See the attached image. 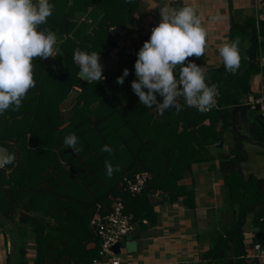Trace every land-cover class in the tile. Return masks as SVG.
<instances>
[{
	"label": "trees",
	"instance_id": "trees-1",
	"mask_svg": "<svg viewBox=\"0 0 264 264\" xmlns=\"http://www.w3.org/2000/svg\"><path fill=\"white\" fill-rule=\"evenodd\" d=\"M49 3L54 5L52 15L38 30L49 29L56 34L54 51L63 57V67L57 69L48 60L34 58L36 86L22 99L18 111L10 108L0 115V148L16 156L14 163L0 169V213L18 227L14 263L94 264L100 256V240L91 219L98 204L105 206L107 213L113 200L122 199L126 212L134 214V222L143 221L155 215L148 200L152 189L163 191L173 202L190 204L184 198L193 194L179 181L191 175L198 165L209 164V172L219 174L228 190V203L235 208L236 219L219 232V242L209 255L214 253L221 260L229 255V242L237 241L231 254L239 258L237 264H248L243 257L254 254L253 245H264V179L243 174L247 160L244 144L254 141L264 147V127L251 120L250 139L238 140L236 134L235 146L228 154L215 145L232 131V108L251 92L249 76L256 68L257 48L243 73L246 62L239 65L235 74L226 71L225 66L212 67L208 85L215 84L221 90L219 109L200 112L180 102L183 110H166L160 116L156 109L142 105L131 87L137 80V53L150 38L141 37L126 52H118V29L127 26L140 0ZM94 6L104 15L78 38L76 18ZM253 25L248 24L247 31ZM260 32L264 34V21ZM77 48L89 54L100 53V62L109 65L103 69V80L89 82L79 76V66L73 60ZM205 58L204 53L189 57L185 63L201 65ZM125 68L129 75L123 85H118L116 80ZM157 100L162 102L163 97L157 94ZM72 133L78 137L77 147L82 149L78 154L64 144L65 137ZM104 145L112 147L111 155L102 151ZM106 160L120 169L110 178ZM140 172L152 174L142 192L132 194L125 190L127 179ZM21 208L25 211L19 212ZM250 211H255L254 223L261 227V235L251 245L244 242L242 228ZM2 225L7 227L0 220V228ZM8 227V232L4 231L9 243V264L14 229Z\"/></svg>",
	"mask_w": 264,
	"mask_h": 264
},
{
	"label": "crops",
	"instance_id": "crops-1",
	"mask_svg": "<svg viewBox=\"0 0 264 264\" xmlns=\"http://www.w3.org/2000/svg\"><path fill=\"white\" fill-rule=\"evenodd\" d=\"M188 5L196 8L207 31L206 58L205 62L199 66L209 79L212 78L210 73L212 67L225 66L219 54V48L226 43L231 44L238 39L240 65L244 62L247 64L249 33L253 26H258L259 45L254 59L256 68L249 76L251 92L243 96L242 102L245 99L255 98L259 93H264V34L260 32V25L264 21V0H154L153 3H149V0H140V5L134 11L127 26L118 29L120 44L118 52H126L127 47L139 41L141 37L150 38L151 33L147 34L143 30L153 16H156L153 22L154 27L159 25L162 20L161 8L167 6L171 12ZM103 15V10L97 6L87 12H81L76 18L79 23L75 35L78 38L83 37ZM248 24H254L249 31H247ZM130 27H132L131 30ZM141 31L143 32L140 33ZM243 118L240 114L237 119L238 131L249 134V121L247 124ZM236 134L233 129L227 133L226 138L223 139V147L227 142L229 149L234 147ZM247 142L253 148L252 152L256 156L257 163L251 165V151L245 148L247 160L243 163V174L246 177L255 175L264 179V147L254 141ZM216 148L220 147L216 146ZM208 167L209 164L198 165L193 168L191 175L179 181V184L186 185L193 194L184 198L190 201V204H185L181 200L173 202L166 197V193V200L158 202L157 199L152 200L150 193L148 200L154 207L155 215L143 221L139 219L134 222L131 234L139 236L137 250L129 251L126 246L123 247L121 252L123 254H120L122 264H224L225 262L237 264L235 261L239 258L231 254L237 241L229 242L228 245L231 247L229 255H224L221 260H217L214 253L209 255L212 247L219 242V232L233 225L236 219L233 214L235 208L228 203L227 188L223 186L219 174L209 172ZM245 167L250 169L246 171ZM222 205L224 207H221ZM254 214L255 211L248 212L242 227L244 242L246 241L249 245L258 240L261 235V227L254 223ZM1 228L0 264H8L9 243L6 240L5 229ZM243 258L248 264H263L251 253ZM94 264H111V261L105 257Z\"/></svg>",
	"mask_w": 264,
	"mask_h": 264
},
{
	"label": "clouds",
	"instance_id": "clouds-1",
	"mask_svg": "<svg viewBox=\"0 0 264 264\" xmlns=\"http://www.w3.org/2000/svg\"><path fill=\"white\" fill-rule=\"evenodd\" d=\"M54 5L49 0H0V115L10 108L18 111L22 99L36 86L33 74V59L56 57L54 45L56 34L49 29L38 30L52 15ZM162 20L151 31V36L137 53L134 65L137 80L132 82V91L139 102L147 108L155 109L160 116L166 110H183L178 98L183 97L188 107L207 112L215 106L216 85L206 83L202 67L186 61L189 57H201L206 50L207 31L195 7L188 5L169 12L167 6L161 8ZM239 40L224 44L219 48L226 71L235 74L240 65ZM83 79L101 81L104 79L100 53L81 51L73 54ZM179 66V79L175 69ZM129 70L116 83L123 85ZM157 94L163 97L158 102ZM78 137L72 133L65 137L64 144L75 153ZM123 148V145H121ZM102 151L113 153L112 147L104 145ZM16 156L0 148V169L14 163ZM106 173L110 178L114 171H120L106 160Z\"/></svg>",
	"mask_w": 264,
	"mask_h": 264
},
{
	"label": "built area",
	"instance_id": "built-area-1",
	"mask_svg": "<svg viewBox=\"0 0 264 264\" xmlns=\"http://www.w3.org/2000/svg\"><path fill=\"white\" fill-rule=\"evenodd\" d=\"M101 64L104 69V64ZM176 77L177 79H179V74H176ZM205 80L207 84L210 83L209 76L205 75ZM216 92V104L214 107L211 108V110L207 112H210L213 109H219L221 107V90L218 86L216 87ZM178 102L185 104L183 97L178 98ZM245 102L250 104L251 107H256L257 104H259L260 112L264 117V93H261L260 97H255L253 99H245V101H243L242 103ZM151 177L152 174L150 172L137 173L132 178H128L126 185H124L123 187L125 190L132 194L141 193L142 190L149 183ZM105 210V206H103L102 204H98L97 210L91 219V226L100 240V256L99 258L94 260V263H97L101 258L108 257L111 261V264H122V258L120 255L121 253H114L112 247L115 243L124 241L126 236L132 233L134 229V214L126 212V205L122 199L113 200L112 204L109 207V211L105 213ZM253 251V257L257 258L260 262L264 264V245H262L260 242L255 243L253 245Z\"/></svg>",
	"mask_w": 264,
	"mask_h": 264
},
{
	"label": "water",
	"instance_id": "water-1",
	"mask_svg": "<svg viewBox=\"0 0 264 264\" xmlns=\"http://www.w3.org/2000/svg\"><path fill=\"white\" fill-rule=\"evenodd\" d=\"M249 47L247 48V57H248V62L245 65V67L242 69V73L247 70L249 67L251 61L254 59V50L258 47L259 45V37H258V26H253L250 30L249 33ZM198 65V64H197ZM199 66V65H198ZM79 76L83 79V77L80 75ZM85 80V79H83ZM88 81V80H87ZM261 93L257 94L256 97H260ZM240 114L243 115V120L246 121L248 124V121L250 123L251 120L256 121L259 123L262 127H264V117L262 113L260 112V105L257 104L256 107H251L250 104L248 103H241L235 107L232 108V122H233V127L232 129L236 131L238 135V140H242L244 138H249V134H243L238 131V126H237V119L240 117ZM224 145V140H221L219 143L216 144L217 147H223ZM151 198L152 200H156L158 202L162 201V199L165 197L164 192H159L156 189L151 190ZM0 220L7 223L8 225L12 226L14 229V239L11 245L10 249V256H9V264H15L14 263V258L16 255V250H17V241H18V227L15 222L9 220L6 218L4 215L0 213ZM138 239L139 236L133 235V234H128L126 236V239L121 242H117L113 245L112 250L114 253L119 254L122 252V247H127L129 251H136L137 250V244H138Z\"/></svg>",
	"mask_w": 264,
	"mask_h": 264
},
{
	"label": "rangeland",
	"instance_id": "rangeland-1",
	"mask_svg": "<svg viewBox=\"0 0 264 264\" xmlns=\"http://www.w3.org/2000/svg\"><path fill=\"white\" fill-rule=\"evenodd\" d=\"M153 1L154 0H149V3H153ZM33 2H34V0H33ZM155 9H158V7H155ZM157 14V13H156ZM154 18H156V16H153V17H151L149 20H150V22H148V26H146V29L145 30H143V31H145V32H147V34H150L151 33V31H152V29L154 28V24H153V22H154ZM133 26V25H132ZM131 28L132 27H130V30H131ZM143 31H141L140 33H142ZM55 53L57 54V56L56 57H49V58H47V59H45V60H48V62H49V64L52 66V67H54V68H62L63 67V57L61 56V54L60 53H57V51H55ZM104 63V66L105 67H107V63H105V62H103ZM152 110L153 111H155V107H153L152 108ZM227 142V141H226ZM228 142L225 144V146L223 147V148H218L221 152L223 151V152H225V153H229L230 152V150H229V148H228ZM215 147H216V145H215ZM244 147L247 149H249V151H251V153H250V163H251V165H256V163H257V160L255 159L256 158V156H254V153L252 152V146H250V143H248L247 141H245V144H244ZM233 148V147H232ZM250 168H248V167H245V170L247 171V170H249ZM153 175L154 176H156V174H154L153 173ZM157 178V177H156ZM154 183L155 184H158V182L157 181H154ZM226 202V201H225ZM225 202H224V205H225ZM224 205H222L221 207H224ZM228 207H229V204H228ZM20 211H22V212H24L25 211V209L24 208H21V209H19V212ZM2 228H4L6 231L8 230V229H10L9 227H8V224H7V227H6V225H2ZM8 232V231H7ZM126 239V238H125ZM123 253H121V255H122ZM8 263V262H7Z\"/></svg>",
	"mask_w": 264,
	"mask_h": 264
}]
</instances>
